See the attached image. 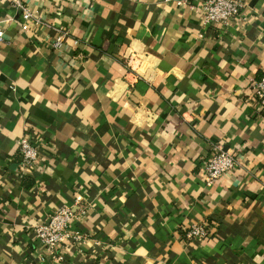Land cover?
Returning a JSON list of instances; mask_svg holds the SVG:
<instances>
[{
  "label": "crops",
  "instance_id": "0c3cea01",
  "mask_svg": "<svg viewBox=\"0 0 264 264\" xmlns=\"http://www.w3.org/2000/svg\"><path fill=\"white\" fill-rule=\"evenodd\" d=\"M198 1L0 3V264H264V0L227 26ZM216 146L238 164L208 186ZM63 206L83 241L57 260L34 228Z\"/></svg>",
  "mask_w": 264,
  "mask_h": 264
},
{
  "label": "built area",
  "instance_id": "2783aa9c",
  "mask_svg": "<svg viewBox=\"0 0 264 264\" xmlns=\"http://www.w3.org/2000/svg\"><path fill=\"white\" fill-rule=\"evenodd\" d=\"M9 3L12 7L21 11L24 22H42L40 15L28 4L27 0H0V3ZM191 9L202 12L206 25H230L235 18L243 15L246 0H199L191 3ZM4 31L0 29V40H4ZM62 34L58 37V44L62 41ZM253 96L258 102L259 108L264 111V77L255 79L251 83ZM45 143L37 139L33 131L28 132L21 140L20 174L34 170L41 164L43 158V145ZM238 164L236 152L225 150L222 146H216L204 160L205 182L208 186L216 184L220 179L229 174ZM76 217L70 206H63L56 210L49 223L35 226L36 238L44 243L46 249L55 259L65 258L66 248L73 243L83 241V235L72 229V220ZM211 230L207 223H195L183 235L184 239L195 240L207 238Z\"/></svg>",
  "mask_w": 264,
  "mask_h": 264
}]
</instances>
